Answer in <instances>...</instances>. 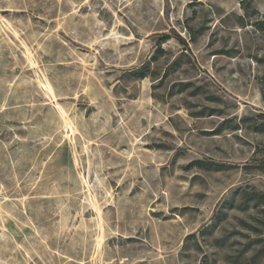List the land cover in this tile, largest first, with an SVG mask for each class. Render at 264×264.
Masks as SVG:
<instances>
[{"label":"rangeland","instance_id":"374dc122","mask_svg":"<svg viewBox=\"0 0 264 264\" xmlns=\"http://www.w3.org/2000/svg\"><path fill=\"white\" fill-rule=\"evenodd\" d=\"M261 27L264 0H0V264H264Z\"/></svg>","mask_w":264,"mask_h":264},{"label":"trees","instance_id":"16d2710c","mask_svg":"<svg viewBox=\"0 0 264 264\" xmlns=\"http://www.w3.org/2000/svg\"><path fill=\"white\" fill-rule=\"evenodd\" d=\"M262 29L261 30H264V27H261ZM141 78H143V77H141Z\"/></svg>","mask_w":264,"mask_h":264}]
</instances>
